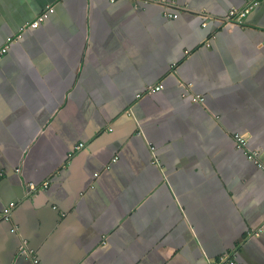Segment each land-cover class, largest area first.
Returning <instances> with one entry per match:
<instances>
[{
  "label": "crops",
  "instance_id": "obj_1",
  "mask_svg": "<svg viewBox=\"0 0 264 264\" xmlns=\"http://www.w3.org/2000/svg\"><path fill=\"white\" fill-rule=\"evenodd\" d=\"M243 3L0 0V264H32L23 243L40 264H264V171L233 139L264 163V2L225 18Z\"/></svg>",
  "mask_w": 264,
  "mask_h": 264
},
{
  "label": "built area",
  "instance_id": "obj_2",
  "mask_svg": "<svg viewBox=\"0 0 264 264\" xmlns=\"http://www.w3.org/2000/svg\"><path fill=\"white\" fill-rule=\"evenodd\" d=\"M143 1L144 3H148V2H152V3H157L163 6H167V5H171V4H175V0H140ZM264 2V0H244L243 5L240 8H234V9H230L227 13H226V19L229 21H234L235 23H240L241 20H243L248 14H250V12H252L255 8L259 7L261 5V3ZM53 11V9L51 7H47L45 9L44 12H42L35 21H32L31 23H29L28 25H26L25 27H32V28H36L40 23L43 22V20L45 19V17L47 16V14L51 13ZM166 17L168 18H175L176 15L173 14H166ZM11 41H13V39L8 38L6 39L5 44L0 47V59L6 54L9 43H11ZM163 86L162 84L158 83L152 87H150L148 89V93H156L160 90H162ZM192 101L193 102H199L202 103L203 98L200 96H195L192 97ZM233 139L236 145V148L238 150H242L244 152V154L246 155L247 159L253 161L261 170L264 171V163H262L261 161H259L257 159V155L255 152H249L246 151V141L240 137L238 134H234L233 135ZM82 147V144L78 145V149ZM116 159H113V161H115ZM19 170L17 169L16 172H18ZM31 189H34L31 185L29 186ZM47 187V183L44 182L42 183V185L40 186V189H44ZM14 207V202H10L6 207H4L3 211H2V215L5 220L9 219L10 213H11V209ZM12 232H14V230H11ZM19 253L22 255H25L27 257L30 258L32 264H40L39 261L36 259V257L33 255V252L29 249L26 248L25 244H21L19 246ZM206 264H234V259L232 256H222L219 259L215 260V261H209Z\"/></svg>",
  "mask_w": 264,
  "mask_h": 264
}]
</instances>
